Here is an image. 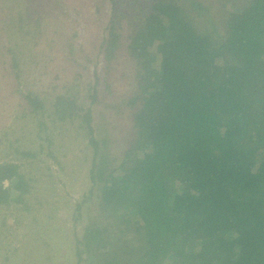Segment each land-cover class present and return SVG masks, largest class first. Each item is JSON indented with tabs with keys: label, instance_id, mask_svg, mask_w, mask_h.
<instances>
[{
	"label": "trees",
	"instance_id": "1",
	"mask_svg": "<svg viewBox=\"0 0 264 264\" xmlns=\"http://www.w3.org/2000/svg\"><path fill=\"white\" fill-rule=\"evenodd\" d=\"M36 2L19 14L22 26ZM109 3L103 59L123 52L136 68L115 110H126L130 140L110 159L107 142L92 137L91 110L81 116L92 151L88 193L98 191L107 222L84 227L76 249L108 247L97 264H264V0H228L222 37L200 27L202 16L210 29L201 0H148L128 7L130 16L122 0ZM25 97L33 113L42 109ZM57 100L61 119L80 117L74 100ZM15 170L0 166V182L23 192ZM6 196L0 186V200Z\"/></svg>",
	"mask_w": 264,
	"mask_h": 264
},
{
	"label": "rangeland",
	"instance_id": "2",
	"mask_svg": "<svg viewBox=\"0 0 264 264\" xmlns=\"http://www.w3.org/2000/svg\"><path fill=\"white\" fill-rule=\"evenodd\" d=\"M28 1L0 0V166H15L25 188L16 192L11 180L0 182L10 193L0 200V264H97L108 247L88 252L80 244L81 253L75 254L84 227L93 220L107 222L98 191L88 193L92 151L81 116L91 110L92 137L107 142L102 149L110 159L120 157L129 144L130 123L126 110H115L132 89L136 68L123 52L110 64L103 59L99 46L109 0H37L26 27L19 14L27 16ZM122 1L120 11L130 16L128 7L148 0ZM201 1L209 5L210 29L202 16L200 27L222 37L228 0ZM38 31L35 43H29ZM154 58L151 66L158 70ZM93 90L96 101L90 105ZM29 94L42 103L36 114L26 102ZM59 95L82 108L80 117L61 119Z\"/></svg>",
	"mask_w": 264,
	"mask_h": 264
}]
</instances>
